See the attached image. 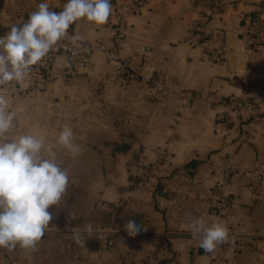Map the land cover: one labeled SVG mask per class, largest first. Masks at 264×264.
Masks as SVG:
<instances>
[{
    "label": "crops",
    "instance_id": "obj_1",
    "mask_svg": "<svg viewBox=\"0 0 264 264\" xmlns=\"http://www.w3.org/2000/svg\"><path fill=\"white\" fill-rule=\"evenodd\" d=\"M42 2L0 0V36ZM47 3L60 12L67 0ZM127 3L111 0L105 25L78 21L67 34L110 45L115 10ZM259 6L264 0H146L132 12L121 55L142 75L194 93L186 104L152 93L140 80L124 81L115 63L99 54L72 78L65 57H57L37 93L6 90L15 113L10 135L42 139L44 155L56 157L70 183L49 209L56 229L31 255L0 249V264H264V47L250 52L241 36ZM194 21L204 24L208 47L221 61L182 41ZM234 101L257 110L236 109ZM65 124L81 149L76 158L57 144ZM139 153L148 165L161 161L144 193L124 194L127 165ZM225 161L232 165L228 179L221 171ZM218 197L233 199L229 216L212 205ZM121 199L125 204L110 220L107 205ZM192 217L222 223L229 241L206 253L185 228ZM129 220L141 226L135 237L124 230ZM86 223L93 232L82 234L81 247L72 232Z\"/></svg>",
    "mask_w": 264,
    "mask_h": 264
},
{
    "label": "clouds",
    "instance_id": "obj_2",
    "mask_svg": "<svg viewBox=\"0 0 264 264\" xmlns=\"http://www.w3.org/2000/svg\"><path fill=\"white\" fill-rule=\"evenodd\" d=\"M111 11V0H67L60 12L50 11L45 0L26 22L0 36V249L34 253L45 233L56 229L50 226L53 213L49 209L60 204L70 183L68 170L56 157L44 155L42 139L29 134L10 135L15 113L9 111V98L4 92L13 81L22 82L67 35L71 25L83 21L103 26ZM57 144L72 158L81 152L68 124L60 131ZM185 228L206 253H213L230 239L225 225L209 223L204 217L190 218ZM124 230L135 237L141 226L129 220ZM92 232L93 225L86 223L81 229H73L72 238L83 247L82 234Z\"/></svg>",
    "mask_w": 264,
    "mask_h": 264
},
{
    "label": "built area",
    "instance_id": "obj_3",
    "mask_svg": "<svg viewBox=\"0 0 264 264\" xmlns=\"http://www.w3.org/2000/svg\"><path fill=\"white\" fill-rule=\"evenodd\" d=\"M145 4L146 0H128L126 6H117L114 15L113 37L110 45L100 43L85 44L76 39L73 40V37L67 34L40 64L32 67V71L22 82L17 83L13 81L12 86L7 90L15 96H28L37 93L42 86L43 74L52 70L57 57H65L69 65L68 76L72 78L80 72L91 56L99 54L107 61L115 63L116 73L126 82L140 80L147 85L152 93L169 100H179L182 104L194 101L196 99L194 93L175 91L158 79L142 75L128 59L121 55V45L125 38L127 20L132 12L142 9ZM204 28V24L194 21L182 41L191 47H203L213 62H219L222 60V56L218 53H211ZM241 36L245 41L246 49L250 52L264 47V6L257 7L250 21L242 29ZM232 104L236 109L257 110L256 105L247 101H234ZM160 161L161 159L157 163L159 164ZM158 164L148 165L143 153H139L136 157L132 158L127 165L128 182L123 193H144V183L157 171ZM221 171L225 179L230 178L232 175L231 163L225 161L221 167ZM211 203L216 209L226 210V216H229L233 208L232 198L218 197L217 199H213ZM124 204L125 200L121 199L117 203L107 205L109 211L108 218L110 220L114 219ZM105 243L108 246L112 245L111 241Z\"/></svg>",
    "mask_w": 264,
    "mask_h": 264
}]
</instances>
